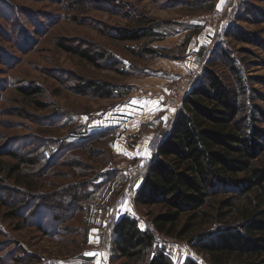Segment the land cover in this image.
I'll list each match as a JSON object with an SVG mask.
<instances>
[{
  "label": "rangeland",
  "instance_id": "374dc122",
  "mask_svg": "<svg viewBox=\"0 0 264 264\" xmlns=\"http://www.w3.org/2000/svg\"><path fill=\"white\" fill-rule=\"evenodd\" d=\"M215 12L217 19L202 20ZM148 28L151 37L138 42L113 37ZM241 33L248 42L233 38ZM210 71L236 90L242 125L253 116L264 129V0H0V264H132L116 251L113 226L123 216L154 234L152 253L170 264H210L189 240L217 224L199 225L188 239L165 237L150 230L164 209L135 202L155 155L147 146L183 102L168 107L165 88L184 93ZM90 82L118 90L97 94ZM27 87L40 93L30 99L19 90ZM152 106L166 110L164 121L153 119ZM10 152L33 162L22 168L28 191L6 179L16 163ZM256 163L264 167V153ZM231 192L216 189L204 210ZM10 212L20 218L5 219Z\"/></svg>",
  "mask_w": 264,
  "mask_h": 264
},
{
  "label": "trees",
  "instance_id": "16d2710c",
  "mask_svg": "<svg viewBox=\"0 0 264 264\" xmlns=\"http://www.w3.org/2000/svg\"><path fill=\"white\" fill-rule=\"evenodd\" d=\"M113 37L138 42L151 37V30L117 29ZM233 38L239 42L249 41L242 33ZM61 48L98 65L80 50ZM142 51L150 57L159 55L149 47ZM110 61L115 66L118 64L114 59ZM230 68L234 71L232 66ZM205 77V85L193 86L185 96L171 130L164 134L154 157L146 164L135 202L144 207L158 204L164 209V213L152 218L151 225L165 237L184 240L199 225L217 224L214 231L189 240L192 244L195 242L194 246L208 257L210 264H264V167L256 163L264 153V129L254 125L257 120L253 116L249 117L247 125H242L236 90L211 71ZM79 88L109 96L118 90L100 82L87 83L86 88L79 84ZM19 90L30 99L40 93L35 87ZM242 91L245 92L244 88ZM120 96L122 94L117 93V97ZM261 116L264 118V113ZM7 155L16 163L7 168L6 179L30 190L31 186L26 184L30 176L24 174L22 168L32 166L33 162L17 158L14 152ZM221 187L230 188L231 196L218 201L212 212H206L211 194ZM21 202V199L16 200L13 210L16 211ZM3 205L6 204L1 207ZM232 215L238 222L229 225L227 221ZM14 218L20 217L13 212L5 214V219ZM113 231L116 251L127 263L138 264L145 258V264H170L164 253H152L155 236L142 230L136 219L121 217Z\"/></svg>",
  "mask_w": 264,
  "mask_h": 264
},
{
  "label": "built area",
  "instance_id": "2783aa9c",
  "mask_svg": "<svg viewBox=\"0 0 264 264\" xmlns=\"http://www.w3.org/2000/svg\"><path fill=\"white\" fill-rule=\"evenodd\" d=\"M218 16H219L218 13L215 12V13H213L212 16H204L202 18V20H207L209 18L217 19ZM193 66H194V64H193ZM195 67H196V69H194ZM194 68H192L193 69L192 73L199 69L198 65H195ZM190 90H191V86L189 88H187L184 93H182L181 91L178 92L176 90L172 91V90H170L169 88L166 87L165 90H164L165 91V96H166V97H164V100L167 103L168 107L173 106L174 102H179V104L181 105L182 100H184L185 96L189 93ZM172 95H174V96H173L172 99H170L169 97L172 96ZM178 97H180V98L178 99ZM175 100H177V101H175ZM162 139H163V136L159 135L157 138H155V140H152L149 143V145L147 146L148 150L150 152H154L155 153L157 148H158V146H159V144L161 143ZM150 230L155 232V230H154L152 225L150 226ZM77 264H92V263L91 262H87V261H83V262H80V263H77Z\"/></svg>",
  "mask_w": 264,
  "mask_h": 264
},
{
  "label": "crops",
  "instance_id": "0c3cea01",
  "mask_svg": "<svg viewBox=\"0 0 264 264\" xmlns=\"http://www.w3.org/2000/svg\"><path fill=\"white\" fill-rule=\"evenodd\" d=\"M163 108V107H162ZM162 108H158L157 107V110H156V114H155V108H154V106H152L151 107V109H153L152 110V113L154 114V116H153V119L155 118V117H158V116H160V120L162 119V121H164V119H165V111H164V108L162 109ZM133 110H135V109H133ZM153 119H151V120H153ZM158 120V122H160V120L159 119H157ZM173 123V122H172ZM171 128H172V124H170L169 125V127H168V131H170L171 130ZM167 131V132H168ZM143 140V139H142ZM117 220H119V219H117Z\"/></svg>",
  "mask_w": 264,
  "mask_h": 264
}]
</instances>
